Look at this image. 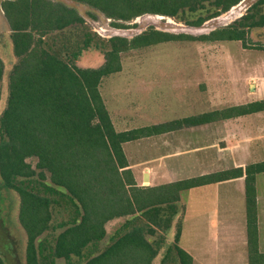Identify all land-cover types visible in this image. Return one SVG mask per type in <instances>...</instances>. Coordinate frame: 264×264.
<instances>
[{"label":"trees","instance_id":"1","mask_svg":"<svg viewBox=\"0 0 264 264\" xmlns=\"http://www.w3.org/2000/svg\"><path fill=\"white\" fill-rule=\"evenodd\" d=\"M74 1L122 21L145 13L181 17L185 11H204V16L188 22L200 26L241 0ZM0 18L4 26L0 39L8 36L10 54L18 59L9 71L8 97L0 113V205L12 191L20 197L19 222L26 234L24 264H58V259H64V264H152L163 249L160 264H192V256L178 244L181 193L240 176L246 182L250 264L264 262L258 249L255 185L264 161L160 185H140L123 147L125 142L183 126L264 110V99L118 131L100 92L101 80L122 69L121 52L130 48L179 39L245 43L246 28L264 27V0L254 2L235 25L208 34H175L152 26L131 39L112 36L106 61L98 67L78 66L81 50L64 56L45 40L49 33L85 23L75 7L50 0H0ZM114 25L129 27L120 21ZM4 71L0 57V87ZM31 157L37 158L36 168L28 161ZM179 212L181 219L169 240L165 233ZM120 217L127 218L100 249L108 234L106 224ZM0 264H7L1 253Z\"/></svg>","mask_w":264,"mask_h":264},{"label":"rangeland","instance_id":"2","mask_svg":"<svg viewBox=\"0 0 264 264\" xmlns=\"http://www.w3.org/2000/svg\"><path fill=\"white\" fill-rule=\"evenodd\" d=\"M50 1L75 7L84 17L83 24L45 36V40L55 49H59L64 56L81 50L76 61L80 67H98L104 64L105 52L110 49L109 38L112 36L131 39L152 26L158 30L179 34L186 32L184 27L190 25L188 22L206 14L204 11L196 14L185 11L180 13L181 17H176L145 13L129 21H122L110 18L85 3L74 0ZM256 1L241 0L218 15H224L236 7L228 15L231 16L230 19L221 20L220 24V20L214 21L206 27L214 26L219 29L235 25ZM215 17L205 20L201 27ZM115 21L129 27H116ZM1 22L0 18V29L4 27ZM245 31V43L239 40L179 39L121 52L122 70L104 78L101 84V91L110 110L113 114H143L138 121L141 120L139 123L144 124L200 111L210 112L215 107L223 108L224 105H229L228 102L233 103L238 90L251 89V85L246 82L250 75L256 77L257 90L249 96L251 100L258 101L264 97V69L259 65L264 60V27L246 28ZM8 39V36H4V40L0 39V57L5 61L6 70L0 87V113L8 97L9 71L18 60L10 54ZM88 39L89 45L85 47ZM192 140L195 141V138ZM136 153L144 156L151 152L140 148V152ZM28 161L36 168L37 158L31 157ZM47 181H50L49 177ZM205 200L207 204L213 203L212 199ZM19 205L20 197L13 191L6 195L0 205V253L7 264H24L25 260L26 234L19 222ZM179 206L182 207L181 204ZM181 212L175 216L170 231L165 233L169 240H172L176 231L175 225L181 219ZM126 218H116L106 224L108 234L100 244V249L107 246L110 237ZM161 233L160 231L154 238ZM163 250L152 264H160ZM64 263V259H58V264Z\"/></svg>","mask_w":264,"mask_h":264},{"label":"crops","instance_id":"3","mask_svg":"<svg viewBox=\"0 0 264 264\" xmlns=\"http://www.w3.org/2000/svg\"><path fill=\"white\" fill-rule=\"evenodd\" d=\"M259 65L264 69V60ZM103 79L100 92L118 131L206 112L173 116L150 124L139 123L141 120L138 119L143 114L112 113L101 91ZM246 82L251 89L238 90L233 103L228 102L229 105L223 108L257 101L249 96L257 90L256 77L250 75ZM223 108L215 107L212 110ZM123 147L129 168L140 185H160L220 170L246 167L264 161V110L183 126L125 142ZM140 148L151 153L144 156L137 154ZM255 185L258 249L264 254V171L256 175ZM205 199H212L213 203L207 204ZM180 204L183 216L178 244L192 256V264H250L245 176L186 189L181 193Z\"/></svg>","mask_w":264,"mask_h":264},{"label":"water","instance_id":"4","mask_svg":"<svg viewBox=\"0 0 264 264\" xmlns=\"http://www.w3.org/2000/svg\"><path fill=\"white\" fill-rule=\"evenodd\" d=\"M231 11V10H230ZM228 13H229V11H228ZM231 13H229L228 15H230ZM228 15H226V17H225V19H223V20H228V19H230L229 17H231V16H228ZM220 16H222V15H220ZM220 16H218V17H220ZM218 17H215V18H218ZM239 17V16H238ZM215 18H213V19H210L209 21H207L205 24H204V26H202L201 27V25L200 26H190V25H186L185 27H184V30L186 31V32H183V33H189V34H197V33H199V34H207V33H210L211 31H213V30H215L216 28L214 27V26H212V27H206V26H208L209 25V23H210V21H213L214 22V20H215ZM216 21H219V20H216ZM212 23V22H211ZM221 23V20L219 21V24ZM143 31V30H142ZM142 31H140V33L142 32ZM116 32V30L114 31V33Z\"/></svg>","mask_w":264,"mask_h":264},{"label":"bare ground","instance_id":"5","mask_svg":"<svg viewBox=\"0 0 264 264\" xmlns=\"http://www.w3.org/2000/svg\"><path fill=\"white\" fill-rule=\"evenodd\" d=\"M236 7H234L231 11H229V13H232V12H234V9H235ZM229 13H226V14H224V15H222V16H220V17H218V18H215V20L214 21H216V20H223V19H225V17H226V15H228ZM157 17L158 18H160V16L159 15H157ZM211 22H213V21H210V23ZM209 23V24H210Z\"/></svg>","mask_w":264,"mask_h":264}]
</instances>
